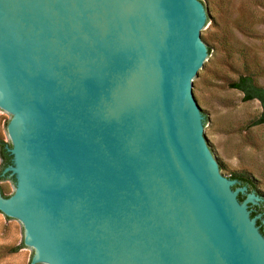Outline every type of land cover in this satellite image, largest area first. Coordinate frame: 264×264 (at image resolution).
<instances>
[{
	"label": "water",
	"instance_id": "obj_1",
	"mask_svg": "<svg viewBox=\"0 0 264 264\" xmlns=\"http://www.w3.org/2000/svg\"><path fill=\"white\" fill-rule=\"evenodd\" d=\"M210 31L199 0H0V214L30 264H264L205 129Z\"/></svg>",
	"mask_w": 264,
	"mask_h": 264
},
{
	"label": "rangeland",
	"instance_id": "obj_2",
	"mask_svg": "<svg viewBox=\"0 0 264 264\" xmlns=\"http://www.w3.org/2000/svg\"><path fill=\"white\" fill-rule=\"evenodd\" d=\"M200 1L205 6H210L211 3L210 7H214L218 0ZM232 1L234 8L238 10L242 0ZM257 9L259 19H263L264 10L260 6ZM210 30L213 31L211 28ZM256 30L258 34L254 39L237 31L234 34L241 44L239 46L246 49L248 59L254 62L252 68L260 74L258 84L264 86V24L259 23ZM212 54L214 53L211 52L207 63L209 69L204 71L200 81V102L207 113L205 129L217 148L213 154L214 159L220 163L222 157L231 171L223 172V177L248 178L254 186L255 191L249 190L236 181L232 187L233 190L241 188L237 193L238 197L242 198L240 202L245 200V209L251 214V208L262 201L257 193L264 197V125H250L261 109L257 101L243 102L239 92L227 89L222 77L231 74L224 66L223 55L218 52L215 61L210 63ZM11 117L0 108V142L5 145L10 144L6 127ZM2 178L0 188L5 196L10 197L15 192V180L7 176ZM259 218L260 216L254 217L255 222ZM14 248L18 250L12 252ZM32 256L33 249L23 245L22 224L0 214V264H30Z\"/></svg>",
	"mask_w": 264,
	"mask_h": 264
},
{
	"label": "trees",
	"instance_id": "obj_3",
	"mask_svg": "<svg viewBox=\"0 0 264 264\" xmlns=\"http://www.w3.org/2000/svg\"><path fill=\"white\" fill-rule=\"evenodd\" d=\"M200 1V0H199ZM256 1V2H255ZM203 5V2L200 1ZM213 4V3H212ZM211 6V3L209 4ZM203 5L207 22L210 21V28L213 31L208 33V39L212 44L207 45V54L210 56L211 52L213 63L217 58L218 52L223 55L224 66L228 69L231 76L223 75L222 77L227 89L239 92L242 95L243 102L257 101L260 105V113L257 118L251 122V126L264 125V86L258 84L257 78L260 76L252 68L254 62L250 61L247 56L246 49L240 47L234 32H240L248 38H256L258 31L256 26L259 23L264 24V18L259 19L260 13L257 7H262L264 10V0H242L240 7L236 10L233 6L232 0H218L214 7ZM216 15L220 17H216ZM244 48V49H243ZM257 61V60H256ZM209 69L207 65L203 66L202 70ZM217 75L219 73L217 72ZM205 124V121H204ZM0 160L2 170L10 165V157L6 153L5 144L0 142ZM211 152V150H210ZM219 171L221 165L217 162ZM231 180H236L247 186L248 189L254 190L251 181L248 178L230 177ZM3 180L0 177V182ZM0 196L8 198L0 188ZM242 200V198H240ZM18 248H14L12 252H16Z\"/></svg>",
	"mask_w": 264,
	"mask_h": 264
},
{
	"label": "flooded vegetation",
	"instance_id": "obj_4",
	"mask_svg": "<svg viewBox=\"0 0 264 264\" xmlns=\"http://www.w3.org/2000/svg\"><path fill=\"white\" fill-rule=\"evenodd\" d=\"M240 185L245 186V185H242L241 182H240ZM249 190H251V189H249ZM257 195L262 198V201L258 205L253 206L251 208V217L260 216V218L256 220V226L258 228L259 234L264 238V225H263V222H264V197L258 193H257Z\"/></svg>",
	"mask_w": 264,
	"mask_h": 264
}]
</instances>
